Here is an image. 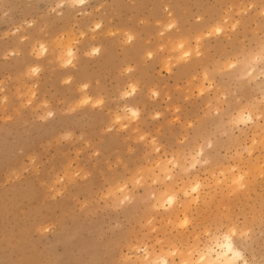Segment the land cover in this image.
<instances>
[{"label": "rangeland", "instance_id": "obj_1", "mask_svg": "<svg viewBox=\"0 0 264 264\" xmlns=\"http://www.w3.org/2000/svg\"><path fill=\"white\" fill-rule=\"evenodd\" d=\"M262 13L264 0H0V264H145L153 256L182 264L189 254L203 264L200 250H217L230 229L249 264H264ZM218 25L224 32L205 38ZM63 42L74 51L67 67ZM181 42L192 56L177 63ZM205 74L213 87L198 96ZM129 85L137 92L121 99ZM84 97L104 103L79 106ZM125 108L139 119L114 124ZM248 115L252 124L237 123ZM198 150L209 163L186 174ZM243 172L236 191L231 182ZM196 180L204 187L185 197ZM123 185L132 203L120 207ZM172 194V208L153 209Z\"/></svg>", "mask_w": 264, "mask_h": 264}, {"label": "clouds", "instance_id": "obj_2", "mask_svg": "<svg viewBox=\"0 0 264 264\" xmlns=\"http://www.w3.org/2000/svg\"><path fill=\"white\" fill-rule=\"evenodd\" d=\"M71 2L75 6H79V5H83L84 3H86L87 0H71ZM60 6H62V4ZM262 14H264V13H262ZM199 19L200 18L198 17L197 18V22H199ZM225 23H227V21H225ZM100 26H101L100 24H96L95 25V28L98 29ZM175 27H176V22L175 21L167 24L164 27V30L160 33V35L163 36L165 32L170 31V30H172ZM236 27H237V24H233L232 25V30L235 31ZM223 32H224V28L218 25V26H215L210 32H208L206 34L205 38H207L209 36H213V35L214 36H220ZM132 39H133L132 36H128L127 42H131ZM199 39L200 38L198 37L197 38V42H199ZM184 47H185V45H184L183 42L178 43L177 46H176L175 51H179L181 53L179 55V57L177 58V61H176L177 63L187 62L189 60V58L192 56V50L181 51V50L184 49ZM162 50L163 49L161 48V51ZM45 51H46L45 47L43 45H41V49H40L39 55L40 56H43ZM98 52H99V49L98 48L93 49L92 52L90 53V55H96ZM196 54H197V56H199V52L198 51H197ZM66 55H67L68 59L64 61L63 65H62L64 67H67L68 65H70L72 63V58H73L74 54H73L71 48H69L67 50ZM152 57H153V53H151V52L147 53V59L150 60V59H152ZM5 58H7V57H5ZM255 62L256 61H254V63ZM235 66L236 65L234 63H232V64H229L228 65V68L231 69V68H234ZM254 70L255 69H253V71ZM39 71H40L39 68H33V69H31V76L38 75ZM131 71H132L131 68L126 69V72H131ZM164 71H166L168 73H171L172 67H170L169 65L166 64L165 65V68H164ZM248 75L251 76L252 75V71H249L248 72ZM260 75L261 76H264V70H261ZM69 82H70V80H65L64 81V83H69ZM205 82H207V87L204 86V83ZM87 87H88V85H83L81 87V91L86 90ZM212 87H213V85L210 82H208L207 74H205L204 75V82H202L201 85L197 88V95L198 96H203L206 92L211 91L212 90ZM3 90H4L3 88H0V92H2ZM136 92H137V87L135 85H129V90L122 93L121 99H127V98L135 95ZM158 96H159V93L157 91L153 90L151 92V98L153 100H155L156 98H158ZM34 98H35V93L32 92L31 98L27 101V103H26L25 106L30 105L32 103V99H34ZM6 99L7 98H5L4 101H0V103L5 102ZM90 103H92V107L93 108H98V107H100V106L103 105L104 101H103V99H98V100H96L93 103L91 101V98L84 97L79 102V106H85V105H88ZM42 107L47 108L48 107L47 102H44L43 105H42ZM122 111L127 112L128 115H126V116L116 115L115 118H114V121H113L114 124H121V121L122 120H129L130 122H135V121H137L139 119L140 112L137 109L125 108ZM177 111H178V109H177ZM53 115H54V113L51 112V111H49L44 116L39 117V119L42 120V121H44V120H47V119L51 118ZM159 117H160V114L157 113L155 116H153V119H159ZM260 118H261L260 116H257L256 117L257 120H259ZM237 123L238 124H244V125L252 124L253 123L252 116L251 115H248V116H246V117H244L242 119H239L237 121ZM127 126H128L127 124L122 125L121 130H123L124 128H127ZM107 130L108 131H112V128L109 127ZM70 138H71V134L70 133L64 135V137H63V139H65V140H68ZM145 138H146L145 136H141L140 137V140L143 141ZM151 143L155 144V140L151 141ZM252 143H253V145H255L256 141L253 140ZM207 147L208 148H211L212 147V144L209 143L207 145ZM154 150L156 152H159L160 151V149L158 147L155 148ZM245 151H247L248 156H252V151L250 149H245ZM200 155H202V150H198L197 151L196 157H193V162L189 165V167L187 169H185V173L186 174L188 172L194 170L196 168L197 164H200L203 167L204 165H207L209 163V160H207V159H205V160H203L201 162L198 159V157ZM168 163L169 164H172L173 167H176L177 166L173 162V160H171V159L168 161ZM228 171L230 173H236L237 172V168L235 166H233V167L229 168ZM219 175L221 177H224L225 176V172L221 171L219 173ZM247 175H248L247 172L239 173L232 180L231 183L236 186V189H235L236 191H240V190H243L245 188V184L243 183V181L245 180V177ZM166 178L170 180L172 177H171V175H168ZM155 183H156V181L153 180V184H155ZM216 183L217 184H220V183H222V181L221 180H217ZM135 185L136 186H141V180L140 179H137L135 181ZM202 187H204V184L200 180H196L192 185L189 186V188L187 190H185L183 192V195L185 197H191V196H193V194L199 193V191L202 189ZM126 190H127V185H123V186H121V187H119L117 189L118 192L124 193L122 199L119 200V205L118 206H120V207L124 206L126 203H129V204L132 203V197H131V195L129 193H127ZM57 194L59 195L60 193H57ZM176 199H177V197H176L175 194L169 195L167 197V199L163 203H159L158 205H153V209L156 210V211H159L161 209H163L164 211H168L170 208H172L173 204L176 202ZM198 201H199V196L197 195V196H195L193 198L192 202L193 203H197ZM165 205H167V207H165ZM149 223H151V220H149ZM188 223H189L188 219L185 218L184 220L181 221V223H180L179 226L180 227H186L188 225ZM153 231H155V229H153ZM234 235H236L235 230L234 229H230L229 230V236H234ZM244 235L246 236L247 233H244ZM227 238L228 237H226V239ZM225 246L227 247V249H228L229 252H232V257L230 259H227L224 262V264H237L238 261L240 262V264H249V261L244 258V255H243V253L241 251L234 250L233 249V246L230 243L229 244H226ZM137 251H139V249H137ZM167 255L168 256H174V255H176V253L175 252H170V253H167ZM201 259H202V257H201ZM153 264H167V259H165L164 257H160L157 260L153 261ZM182 264H189V262L188 261H182ZM210 264H219V261L218 260L217 261H211Z\"/></svg>", "mask_w": 264, "mask_h": 264}, {"label": "bare ground", "instance_id": "obj_3", "mask_svg": "<svg viewBox=\"0 0 264 264\" xmlns=\"http://www.w3.org/2000/svg\"><path fill=\"white\" fill-rule=\"evenodd\" d=\"M69 33V32H68ZM68 35V34H67ZM63 39L65 40V38L63 37ZM62 39V40H63ZM69 39V38H68ZM67 41V40H66ZM68 44H69V42H67ZM65 44L64 45V42L62 43L63 45H61L60 47H61V51H59V55L62 57V56H66L65 57V59L67 60L68 59V57H67V55H66V52H67V50L69 49V48H71V50H72V52H73V54H74V51H73V49H72V46H70V45H68V44ZM60 44V43H59ZM42 45H43V43H42ZM55 45H57V44H55ZM40 46H41V44H40ZM45 47V46H44ZM59 47V48H60ZM56 48V47H55ZM54 48V49H55ZM39 49H41V47L39 48ZM45 49H46V47H45ZM59 50V49H58ZM11 53V52H10ZM39 53H40V50H39ZM58 53V52H57ZM58 55V54H57ZM59 55L57 56V58H59ZM64 57H62L63 59H64ZM74 57V56H73ZM73 59V58H72ZM60 62L62 61L61 60V58H59L58 59ZM64 61V60H63ZM61 63H64V62H61ZM31 67V66H30ZM33 68H37V67H31V69H33ZM167 197L168 196H166V197H164V198H166L167 199ZM163 199V197H159L158 198V200H162ZM228 234H226V236H225V238H223L224 240L222 241V242H217V243H215L214 242V244H213V246L215 245V246H217L218 247V249L217 250H215V249H213V247H211V246H207L204 250H200V252H199V255H198V257H197V260L199 261V262H201V263H203V264H210V262L211 261H219V264H224V262L227 260V259H230L231 257H232V252H229L228 251V249H227V247L225 246L226 244H231L232 246H233V249L234 250H237L236 248H235V246L233 245L234 243H233V241L231 240V238H230V236H227ZM226 237H228L227 239H226ZM216 239H217V237H216ZM220 241V240H219ZM207 244V243H206ZM195 250H197V249H195ZM193 252V251H192ZM197 252V251H196ZM190 255V254H189ZM189 255L187 256H183V261H188L190 264H191V262H192V258H190L189 257ZM159 257V256H158ZM158 257H152L151 259H149V260H147V262L145 263V264H153V261H155V260H157L158 259ZM201 257H202V259H201ZM144 262V261H143ZM167 264H169L168 263V261H167Z\"/></svg>", "mask_w": 264, "mask_h": 264}]
</instances>
